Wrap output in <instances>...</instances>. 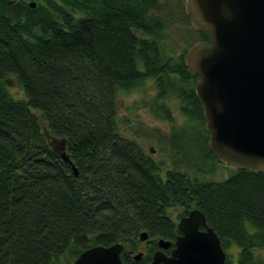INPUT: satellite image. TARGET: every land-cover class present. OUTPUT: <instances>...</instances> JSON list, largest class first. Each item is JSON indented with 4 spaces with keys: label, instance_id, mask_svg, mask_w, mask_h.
<instances>
[{
    "label": "trees",
    "instance_id": "1",
    "mask_svg": "<svg viewBox=\"0 0 264 264\" xmlns=\"http://www.w3.org/2000/svg\"><path fill=\"white\" fill-rule=\"evenodd\" d=\"M193 31L208 40L185 0H0V264H72L114 243L125 264L147 263L158 239L173 242L174 207L199 209L237 264H264V172L210 148L198 76L178 51ZM149 79L152 114L172 122L174 98L186 119L157 139L171 168L122 129L118 93ZM218 166L230 175L209 179Z\"/></svg>",
    "mask_w": 264,
    "mask_h": 264
},
{
    "label": "water",
    "instance_id": "2",
    "mask_svg": "<svg viewBox=\"0 0 264 264\" xmlns=\"http://www.w3.org/2000/svg\"><path fill=\"white\" fill-rule=\"evenodd\" d=\"M185 1L193 21L209 37L189 50L186 64L199 77L195 93L210 148L234 169L264 172V0ZM63 149L60 156L71 164ZM72 170L76 175L73 165ZM200 225L206 226L204 214L191 209L177 224L182 234L170 254L163 250L171 242L160 238L144 264H225L216 233L211 228L199 231ZM140 239H147L146 232ZM122 249L121 243L91 246L72 264H125Z\"/></svg>",
    "mask_w": 264,
    "mask_h": 264
},
{
    "label": "rangeland",
    "instance_id": "3",
    "mask_svg": "<svg viewBox=\"0 0 264 264\" xmlns=\"http://www.w3.org/2000/svg\"><path fill=\"white\" fill-rule=\"evenodd\" d=\"M162 1L166 3L169 0H162ZM168 6L172 7L175 16L179 17L178 14L180 13H178L179 11L177 8V4L169 3ZM182 27H183V23H181L178 18L177 21L175 22L174 29L170 28L169 31L170 35L174 38V40L179 41L178 36L182 35L181 32ZM194 27L192 29H195ZM198 35L199 34H197V32L195 31L191 32L189 35L186 34V38L188 36V41L184 42V44L180 46V50H178L179 53L187 54L195 44H198L200 42H206V40H201ZM189 42H191L190 46L188 45ZM140 86L138 88H134L129 91L123 90L118 93L119 115L122 117V120L124 121V125L122 126V129L125 130L124 132L128 137H134L138 139V141L144 145L145 150L151 154V156L153 157V159H155V161L159 162L165 160L167 162L166 164L169 165V168H171L172 164L169 159V156L167 155V149H166L167 145L166 146L161 145L162 142L161 143L158 142L157 139H162V141L163 139H168V135L171 134L170 131L172 130V127L173 126L178 127L182 125L186 119L184 118L181 111H179L178 100L174 98L173 99L170 98L169 101H166V104L169 107V110H171V114L173 116L172 122L170 121L167 122L163 119H159L155 117L150 111V107H149V104L152 101L153 96H155V92H156L155 83L153 79L152 80L149 79L146 80ZM12 92L16 97L22 96V91L17 84L14 87H12ZM190 138L193 139V136H191ZM150 147L152 148L151 151L149 150ZM230 173H231L230 168L227 167L220 168V166H218L217 171H215L213 174H210L208 178L213 180L214 178L217 180H222L225 179L228 175H230ZM144 249H146V247H143L142 251H144ZM237 250L238 249L235 245H232L230 248L233 264H236L235 261L237 257ZM260 255L264 257L263 252L260 253ZM140 261L141 259L138 260L137 262Z\"/></svg>",
    "mask_w": 264,
    "mask_h": 264
},
{
    "label": "flooded vegetation",
    "instance_id": "4",
    "mask_svg": "<svg viewBox=\"0 0 264 264\" xmlns=\"http://www.w3.org/2000/svg\"><path fill=\"white\" fill-rule=\"evenodd\" d=\"M187 5V4H186ZM188 9V8H187ZM195 23V22H194ZM209 40V39H208ZM208 40L206 41V42H208ZM187 58V57H186ZM198 79H199V77H198ZM198 79L196 80V82H195V84H194V93H195V86H196V83H197V81H198ZM195 95H196V93H195ZM197 96V95H196ZM198 100H199V98H198ZM200 101V100H199ZM178 107L180 108V104H179V101H178ZM190 211V210H189ZM188 211V212H189ZM169 212V214H170V216H171V218H172V220H173V222H174V225H175V228H176V230H175V233L173 232V234H171L172 236H171V238L172 237H174L172 240H173V242H171V244H170V246L167 248V249H164L163 251L165 252V254L166 255H169L170 254V251H171V249L173 248V246H174V241H175V239L178 237V236H180L181 234H182V232L177 228V224H178V222H179V220H180V218L181 217H183V216H186L187 214H188V212L187 213H185V214H182V212H181V209H179V208H172L171 210H169L168 211ZM205 217V216H204ZM205 221H206V219H205ZM207 228H211L215 233H216V231L213 229V227L211 226V225H209L208 223H207V221H206V226H204V225H200L199 227H198V229H199V231H205ZM216 235H217V237H218V234L216 233ZM159 238V237H158ZM218 239H219V237H218ZM169 240V239H168ZM219 241H220V239H219ZM220 245H221V247H222V249H223V251H224V253H225V264H233L232 262V258H231V256H232V254H231V252H230V248H231V246L233 245L232 243H228L227 245H224L223 243H222V241H220ZM157 249H158V245H157ZM156 249V250H157ZM134 258V257H133ZM135 260V259H134ZM140 260V259H139ZM151 260V259H150ZM149 260V261H150ZM135 261H138V260H135ZM236 262V261H235ZM144 264V263H143ZM236 264H237V262H236Z\"/></svg>",
    "mask_w": 264,
    "mask_h": 264
}]
</instances>
